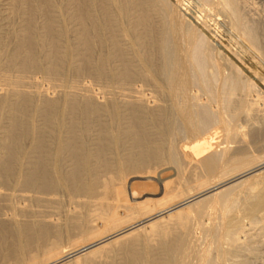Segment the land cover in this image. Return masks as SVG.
Instances as JSON below:
<instances>
[{
  "label": "bare ground",
  "instance_id": "1",
  "mask_svg": "<svg viewBox=\"0 0 264 264\" xmlns=\"http://www.w3.org/2000/svg\"><path fill=\"white\" fill-rule=\"evenodd\" d=\"M197 1L241 54L182 0H0V264H264V0Z\"/></svg>",
  "mask_w": 264,
  "mask_h": 264
},
{
  "label": "rangeland",
  "instance_id": "2",
  "mask_svg": "<svg viewBox=\"0 0 264 264\" xmlns=\"http://www.w3.org/2000/svg\"><path fill=\"white\" fill-rule=\"evenodd\" d=\"M182 3L184 4L183 8H185L186 9L185 11L188 12V14H189V15L186 14L187 17L189 16L188 18H190L191 20H192V18H194L197 21L199 20L198 22H200V21L203 23L205 22V24L210 29L211 34H213L212 36H214V38L213 37L210 38L214 44L218 45L219 41H221L224 44L226 43L228 46H230L231 49L234 48L235 51L236 52L238 51L239 54H241L242 50H245L246 42H243V40L241 38L239 39V37L236 34L229 31L230 29H228L229 26L226 24L227 22H226V19H225L226 17L224 15V13H222V12L220 13V11H214V12L212 11L213 13L207 12V11L203 10L202 7H200V4L197 0H182ZM252 7H253V5H251V7L249 9V13L253 12V14H251V15H253L255 17H253V16L252 17L257 18L256 20H258V21L260 20L262 22L263 21L262 19H264L263 18L264 17V1L263 2L260 1V4L256 3L255 7H253V8ZM199 15H201V16H199ZM261 26H264V24L262 23ZM227 36H228V38H227ZM224 40H225V42H224ZM242 48H244V49H242ZM81 79H80L81 81H84V79H85L86 82L88 80V81L93 83V80L91 78H90L91 79L90 80L89 77H84V79L83 78H81ZM135 84L136 85L137 84L143 85V90L146 91V93H150L149 89H151L152 86H149V85L147 86V85L143 84L142 82H137ZM137 86H139V85H137ZM51 214H52V217L53 216L57 217V215H53L55 213H49L46 215H51Z\"/></svg>",
  "mask_w": 264,
  "mask_h": 264
}]
</instances>
